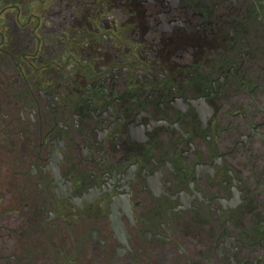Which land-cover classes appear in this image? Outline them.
I'll return each mask as SVG.
<instances>
[{
    "label": "flooded vegetation",
    "instance_id": "af4514ba",
    "mask_svg": "<svg viewBox=\"0 0 264 264\" xmlns=\"http://www.w3.org/2000/svg\"><path fill=\"white\" fill-rule=\"evenodd\" d=\"M0 264H264V0H0Z\"/></svg>",
    "mask_w": 264,
    "mask_h": 264
}]
</instances>
